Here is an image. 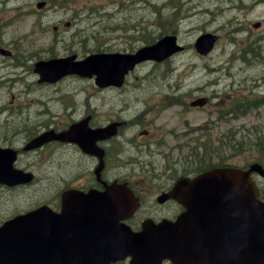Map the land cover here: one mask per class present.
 <instances>
[{
  "label": "flooded vegetation",
  "instance_id": "obj_1",
  "mask_svg": "<svg viewBox=\"0 0 264 264\" xmlns=\"http://www.w3.org/2000/svg\"><path fill=\"white\" fill-rule=\"evenodd\" d=\"M12 2L0 0V6L3 5L0 10L16 7L22 13ZM40 2H44L42 7ZM232 4L235 8L245 6L250 13L252 8L264 7V0H232V3L220 5L221 12L225 14ZM61 6H66L61 0H35L32 5L35 13H29L28 17H32L37 26H30V30L24 26L23 31L26 32L15 38L10 39L7 32L2 38L5 26H0V147L8 149L5 154L11 160L12 170L21 175L15 184L0 182L4 186L2 192L5 189L2 195L9 197L21 187L43 186L41 182L54 189L49 197L30 209L16 211L11 216L0 215V225L16 214L45 204L60 211L65 191L80 190L87 194L93 190L99 198H104L111 192L110 187L119 184H126L130 189L135 198V208L112 209L100 205L98 211L102 221L120 212L124 216L126 214L120 222L139 231L143 222L149 219L155 223L176 220L185 211V206L174 194L178 182L221 164L237 165L233 159L238 154V135L233 129L228 162L223 161L227 158L222 153L223 121L234 126L238 113L246 115L252 102L264 101V97L250 98V92L239 95L235 88L227 92L225 88L216 86L212 91H205L204 86L182 87L173 85L171 80L165 86L137 85L135 79L130 78L153 63L145 61L127 75L123 86L99 88L104 93L102 105L88 106L85 112L77 114L75 91L62 84L80 77L68 74L55 81L41 79L37 65L43 60L72 54L82 58L92 51L85 50L84 56H79L72 47L69 52L59 51L60 43L77 37L71 31L77 24L78 15L77 8L70 4L75 12L73 18L54 20L52 17L50 21L49 13H58ZM49 22L52 26H47ZM222 23L219 26L243 27L236 38L230 36L233 45L231 59L255 62V68L257 63L264 62V52L257 46L261 41L257 30L264 26L262 20L235 17L234 23L225 19ZM134 27L125 29L133 33ZM41 31H50L45 36L47 40L36 38H44L38 33ZM216 37L217 47L220 34L217 33ZM151 43L146 40L142 45L132 47L133 50L123 52L133 53ZM188 48L184 44V51ZM239 66L241 70L243 66ZM219 70L214 71L215 76L220 72H225L226 77L239 73L238 70ZM257 74L260 75V83H264V65ZM215 79L217 84V77ZM248 86L246 82L239 89H247ZM202 99L204 103L197 104ZM75 124L80 126L74 128ZM97 129H102V135L95 132ZM67 132H70L71 139L62 136ZM45 133L59 136L39 145L38 139ZM81 138L88 141V149L79 142ZM45 169L47 172L39 176V172ZM261 198L264 200L262 189ZM93 248L91 254H96L98 248ZM130 260L128 257L111 264H130ZM164 264L173 263L167 260Z\"/></svg>",
  "mask_w": 264,
  "mask_h": 264
},
{
  "label": "water",
  "instance_id": "obj_2",
  "mask_svg": "<svg viewBox=\"0 0 264 264\" xmlns=\"http://www.w3.org/2000/svg\"><path fill=\"white\" fill-rule=\"evenodd\" d=\"M214 44L215 35L210 32L196 41L197 49L204 54ZM181 49L177 37L167 35L135 54L96 53L82 61L74 62L72 56L58 59L55 64L60 75L96 74V83L101 87L121 86L137 63L146 59L160 61ZM95 132L102 135L101 129ZM64 136L70 137L69 133ZM6 151L0 149V181L15 184L21 175L12 170ZM252 171L264 175L263 167L256 163L249 170L217 168L181 181L176 193L187 212L176 222L147 221L138 233L119 223L120 212L100 225V220L90 217L92 200L79 196L72 200L69 195L59 215L41 208L5 222L0 227V264L90 263L85 247L90 239L95 245L106 242L104 255L101 249L99 255L106 263L132 255L131 264H163L168 258L176 264H264V203L257 198L259 191ZM126 190L110 194L117 207L130 201ZM91 230L93 233L87 236ZM75 240L82 247H75Z\"/></svg>",
  "mask_w": 264,
  "mask_h": 264
},
{
  "label": "rangeland",
  "instance_id": "obj_3",
  "mask_svg": "<svg viewBox=\"0 0 264 264\" xmlns=\"http://www.w3.org/2000/svg\"><path fill=\"white\" fill-rule=\"evenodd\" d=\"M34 2L35 0H24V3L22 0H13L12 3L19 6L22 13H19L16 7L0 10V26H5L1 34L2 38L6 32L10 33L11 39L20 33L24 34L26 32L23 31L25 30L24 26L28 30L31 29L30 26H37L32 17H28L29 13H35L32 7ZM61 2L66 6H61L58 13H49L50 21H52V17L54 20L73 18L75 12L72 11L70 4L77 8L78 14L76 15L77 24L71 31L73 34H77V37L67 38L60 43L58 49L61 52H69L70 47L77 50L79 56H84L85 50H92L86 54L104 50L123 52L133 50L132 47L136 48L146 40L152 42L167 33L177 34L179 42L189 47L186 51L174 55L165 63L148 64L130 79H135L137 85L150 83L157 86L168 85L171 80L173 85L182 87L204 86L205 91H212L215 86L225 88L227 92L231 88H235L234 91L239 95L250 92V98L264 97V83H260V75L257 74L264 62L257 63V68H255V62L233 60L230 57L233 54L230 36L233 35L236 38V34H239L243 27L219 26L220 23L223 24V19L226 22L234 23L235 17L241 20L250 18L255 21L262 20L264 23V19H262L264 7L252 8L249 13L245 6L235 8L232 4L223 14L220 5L232 3V0H61ZM20 4H23L24 9L20 7ZM0 8H3V5ZM47 26L52 25L49 22ZM132 27L136 29L133 33L127 32L125 29ZM261 27L263 28L257 30L261 39L257 46H260L261 51L264 52V26ZM207 31L219 33L220 39L215 50L205 57L196 51L194 45L196 38ZM38 33H41L44 38H36L43 41L47 40L45 36L50 34V31ZM107 47L110 48L107 49ZM32 48L35 46L33 45ZM239 65L243 66L242 71ZM219 67H222L220 70L223 71L226 69L238 70L239 73L232 77H226L225 72L219 70L220 73L215 76L214 71ZM215 77H217V84ZM254 80L256 85H254ZM246 82L249 85L248 88L239 89L240 85H246ZM62 85L75 91L74 103L78 110L77 114L85 112L88 106L103 104L104 93L96 86L94 78L72 79ZM250 109L246 115L240 116L238 113L236 124L232 127L223 121L222 153L227 157L223 159L225 162H228L226 160L230 150L229 141L232 129L238 135L240 151L236 159L232 158L234 162L247 164L254 159H261L264 162V143L257 141L258 146H254L257 138L255 134H264V103ZM42 172L46 173L47 169L41 170L39 176H43ZM41 183L43 186L15 189L9 197H3L5 189L2 192L4 186L0 185V200L3 201L0 202V215L11 216L14 212L30 209L42 199L49 197L54 190L53 187L50 189L43 182ZM262 183L264 184V179Z\"/></svg>",
  "mask_w": 264,
  "mask_h": 264
},
{
  "label": "bare ground",
  "instance_id": "obj_4",
  "mask_svg": "<svg viewBox=\"0 0 264 264\" xmlns=\"http://www.w3.org/2000/svg\"><path fill=\"white\" fill-rule=\"evenodd\" d=\"M26 202V201H25ZM11 207V206H10ZM8 210V209H7Z\"/></svg>",
  "mask_w": 264,
  "mask_h": 264
}]
</instances>
